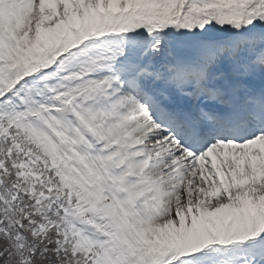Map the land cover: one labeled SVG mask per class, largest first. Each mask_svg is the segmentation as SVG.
I'll return each instance as SVG.
<instances>
[{
	"label": "snow or ice",
	"instance_id": "1",
	"mask_svg": "<svg viewBox=\"0 0 264 264\" xmlns=\"http://www.w3.org/2000/svg\"><path fill=\"white\" fill-rule=\"evenodd\" d=\"M0 264H264V0H0Z\"/></svg>",
	"mask_w": 264,
	"mask_h": 264
}]
</instances>
